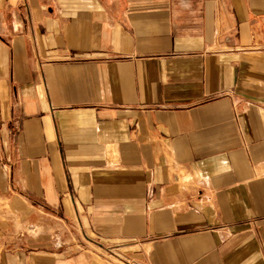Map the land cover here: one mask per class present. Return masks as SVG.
<instances>
[{
	"label": "crops",
	"instance_id": "obj_1",
	"mask_svg": "<svg viewBox=\"0 0 264 264\" xmlns=\"http://www.w3.org/2000/svg\"><path fill=\"white\" fill-rule=\"evenodd\" d=\"M0 264H264V0H0Z\"/></svg>",
	"mask_w": 264,
	"mask_h": 264
}]
</instances>
